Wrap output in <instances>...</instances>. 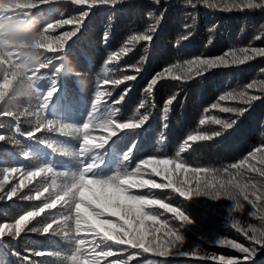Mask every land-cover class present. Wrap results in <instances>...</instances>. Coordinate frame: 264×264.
Returning a JSON list of instances; mask_svg holds the SVG:
<instances>
[{"label": "trees", "instance_id": "trees-1", "mask_svg": "<svg viewBox=\"0 0 264 264\" xmlns=\"http://www.w3.org/2000/svg\"><path fill=\"white\" fill-rule=\"evenodd\" d=\"M5 2L0 0V5ZM11 2L17 8L25 0ZM247 2L208 0V3L219 5L209 8L205 0H117L115 5L89 8L88 5H73L71 0H48L36 9L28 10L29 18L40 32L48 23L55 24L60 19L79 17L83 12H86V17L64 50L56 53L41 50V59L48 64L47 68L40 69L37 75L35 70L26 73L33 80L35 89L39 90L37 94L31 98L10 96L0 102V112L11 110L17 113V117L0 116V136L5 137L0 140V169L20 167L28 171L49 167L58 182L68 183L87 165H92L88 175L106 178L133 171L144 159L167 158L183 162L189 169H208L198 175L215 184L216 190L221 193L217 200L210 196H195L194 180L190 185H184L185 190H192L191 198L181 197L173 189H132V194L159 199L185 213L190 223L181 227V221L176 220L174 214L158 206L146 209L166 221L168 228L175 229L182 236V244L176 243L169 248L168 256H160L173 261L145 259L141 249L121 251L127 246L112 245L114 257H102L100 264H104V260L111 264L115 256L127 260L129 254L133 259L128 264H216L207 258L212 255L243 259L244 254L216 244L219 239L254 247L255 255L245 264H264V248L253 244L232 227V223L237 222L245 230L250 227L264 229V202H255L257 195L264 200V177L259 173L249 177L251 171L247 168L231 167L257 147H264V56L254 55L251 51L264 49V8L242 7ZM251 2L258 4L261 0ZM16 14L23 16L26 13L16 12L11 4L3 12V15ZM73 27L64 25L54 31L49 30L45 35L60 36L63 32L72 31ZM149 27L155 29L150 33L152 41L130 42L131 36L144 34ZM40 46L43 47L41 42ZM125 48L128 51H122ZM241 49H247L249 55L243 64L219 66L198 77L192 75L188 80L180 81L165 73L151 91L148 89L151 79L166 68L172 69V75H183L186 60L215 58L226 52L242 56ZM5 53H19L10 58L16 60L20 69L23 61L20 50L10 45ZM114 54L117 58L110 59ZM173 65L179 67L174 68ZM57 69L60 71L57 72ZM125 76L135 79L124 80ZM2 78L3 72H0V80ZM104 79L110 83L104 85ZM113 80H120L121 83L114 85L111 83ZM249 84L253 85L251 89ZM53 89L40 118L54 121L57 127L79 128L89 122L98 89L111 93L101 99L97 108L100 117L114 112L113 119L118 122L148 118L138 128L116 130L117 134L110 137L104 146L81 155V138L78 135H62L59 131L49 132L46 129L31 137L25 135L35 127V113L43 95ZM241 91L259 98L249 103H243L238 98L220 100L221 96L229 93L238 96ZM0 99L3 97L0 96ZM169 100H173L171 105L167 104ZM214 104L219 107L213 108ZM223 107L238 111L225 113L220 110ZM202 119L206 121L203 125L199 123ZM216 119L236 123L225 129L223 124L213 122ZM197 134H206L210 139L185 144L189 135ZM92 135L106 136L107 133L97 128ZM181 145H184L183 152ZM178 152L179 157L176 155ZM257 167L264 168V165L257 164ZM140 173L144 179L167 183L143 165ZM180 179H183L182 175ZM229 181L242 186L255 183V190L247 189L248 199L251 198L254 204L242 207L243 196L237 195L235 200H231L223 195L220 184ZM12 183H18V179L10 180L5 188L10 190ZM40 186L33 182L12 199L0 192V224L14 223L19 215L40 206L43 198L40 201L25 199L34 195L35 189ZM65 211L59 206L46 210L41 217L31 221L28 230L19 237L8 234L0 237V264H27L23 259L25 256L32 264H71L69 257L77 246L75 237L60 231L42 233L40 230L45 222ZM32 227L37 230L32 231ZM248 234L251 235V232ZM79 235L88 238L84 248H89L91 234L82 232ZM160 235L163 236V233ZM177 249L195 252L196 255L180 256ZM38 251L47 255L37 257L35 253ZM252 257L261 261L252 262Z\"/></svg>", "mask_w": 264, "mask_h": 264}, {"label": "snow or ice", "instance_id": "snow-or-ice-1", "mask_svg": "<svg viewBox=\"0 0 264 264\" xmlns=\"http://www.w3.org/2000/svg\"><path fill=\"white\" fill-rule=\"evenodd\" d=\"M48 0H25L20 7L14 10L21 14H27L29 11L36 9L42 3H47ZM73 5H88L89 8H93L97 5H115L117 0H71ZM207 7H219L208 3L205 0ZM227 7V5H225ZM242 7L247 8H264V0L260 3L254 4L251 0ZM86 12H83L79 17L60 19L53 23H48L45 29L42 31L43 37L41 39L42 49L50 53H56L58 50H64L66 43L72 38L80 29V26L84 22ZM64 25H73L72 31L63 32L62 35L52 37L45 35L49 30H55L56 28ZM155 29L149 27V29L141 35H133L130 37V42L137 41H152L153 33ZM122 51H128L127 48ZM254 55L264 56V49H252ZM242 56L236 52L225 53L224 55L215 58H201L186 60L184 63L183 75H172V69L166 68L164 71L157 73L151 79V83L148 86L149 91L152 90L154 85H157L158 79L163 77L165 73H168L173 80H188L192 75L200 76L209 69H214L219 66H228L243 64L249 59L248 50L241 49ZM19 53H5L0 52V72H3V78L0 80V102L5 101V98H9L12 93V89L19 76V68L15 59L10 58L18 56ZM114 54L110 59H116ZM50 63V62H49ZM48 64L41 66L35 70L37 72L40 69H45ZM173 67H179L173 65ZM57 72L60 69L56 70ZM35 77V76H33ZM133 76H125L124 80H133ZM104 85H108L110 81L104 79L102 81ZM114 85H119L120 80L111 81ZM252 84L248 85L251 89ZM53 90L48 91L43 95L42 101L38 105L37 121L33 131L25 133L27 136H34L35 133H39L42 129L46 131H59L62 135H78L81 138L80 153L89 152L92 149H99L104 146L110 137L117 134L116 130L135 129L140 127L146 120L147 116L142 117L138 121L118 122L113 119L114 112H109L107 115L100 117L97 112V108L100 106L102 97L111 95L110 92H103L99 89L96 91L92 114H90L89 122H86L79 128H70L68 126H56V123L52 120L41 119V114L44 112L49 98L53 94ZM239 99L243 103H249L259 97L249 96L247 92L241 91L237 95L229 93L227 96H221L220 100H236ZM123 100V97H121ZM173 100L167 102L171 105ZM213 108L219 107V105H213ZM225 113H235L238 110L231 107H223L220 109ZM167 111V105L165 106ZM26 113H20L19 115H25ZM2 117H17V113L11 110H5L0 112ZM205 120H200V124H205ZM217 125L223 124L225 129L231 128L233 124H229L225 121L216 119L213 121ZM101 129L107 133L106 136H94L93 130ZM219 136L220 133H215ZM5 139L4 136H0V140ZM210 137L206 134L189 135L187 137L188 142L206 141ZM184 150V145H181V152ZM177 157L180 156L178 152ZM127 159V155H125ZM255 161V163H253ZM257 164L264 165V147H257L254 151H251L247 156L240 160L238 164H232L233 169L247 168L251 172H258L260 176L264 177V168L257 167ZM141 165L151 169V173L156 177H161L167 181V183H157L153 179H144L140 173ZM92 170V165H87L79 173L78 176H74L70 182L62 183L56 179V174L49 167H39L33 170L25 171L20 167H6L0 169V192L3 193L8 199L16 197L17 194L28 185L33 182L39 183L41 186L35 189L34 195L26 196L25 199L40 201L43 198V202L40 206L35 207L33 210H29L19 215L15 219L14 223L0 224V237L4 235H12L19 237L22 233L28 230V226L31 221L37 217H41L46 213V210L57 209L58 206L61 209H65L59 217L53 216L50 222H45L40 229L42 233H49L50 231H60L65 234H71L75 237L77 246L69 259L71 264H100L102 257H114L112 245L127 246V248L121 251H127L130 249H142L144 253H154L157 256H168L169 248H172L176 243L182 244V236L172 228H168L167 222L158 219L157 215L150 214L146 209L151 206H158L160 209L165 210L168 213L174 214L176 220L181 221V227L184 223H190L189 218L179 208L171 206L169 203H164L159 199L149 198L145 194H132V189H173L179 193L181 197L191 198L192 190H185V184H191L194 180L196 188L194 191L195 196H210L211 199L217 200L220 198V192L216 190L215 184H210L206 179L200 177L198 174L201 172H207L208 169L191 168L189 169L183 162H177L173 159H144L133 171H124L123 173H117L115 175L106 178H97L88 175ZM183 179H180V176ZM12 179H18V183H12L10 190L5 188V185ZM256 189L255 183H249L245 185L234 184L232 181L228 183H221L220 189L223 190V195L227 196L231 200H235L237 195H241L245 200H248L247 189ZM238 190V191H237ZM253 194H256L253 192ZM257 199H261L257 195ZM254 204V201H249ZM115 218V219H111ZM55 226V227H54ZM232 227L238 232L243 233L245 237L253 244L261 245L264 248V229L257 230L255 228H249L247 230L240 228L237 222L232 223ZM32 231H36L35 227L31 228ZM249 231L251 235H249ZM85 232L91 234L90 247L85 249V243L88 242L87 237H82L79 234ZM163 233V236L160 234ZM109 242H112L111 244ZM216 244L226 246L230 249H235L237 252L244 254L243 259L236 257H226L224 255H212L207 257L216 262V264H245V261H249L251 256H254L256 249L254 247L245 246L243 243L235 242L232 240L219 239ZM177 254L180 256H195V252L183 251L177 249ZM47 255L43 251H38L35 256L42 257ZM203 258V257H198ZM27 264H32V261L28 256L23 257ZM133 259L131 254L128 255L127 260L115 256L111 264H128ZM104 264H109L108 260H104Z\"/></svg>", "mask_w": 264, "mask_h": 264}, {"label": "clouds", "instance_id": "clouds-1", "mask_svg": "<svg viewBox=\"0 0 264 264\" xmlns=\"http://www.w3.org/2000/svg\"><path fill=\"white\" fill-rule=\"evenodd\" d=\"M9 4L13 9L16 8V4L11 0H6L3 5H0V52H6L10 45L20 50L23 56L22 66L19 69L20 79L16 81L11 96L31 98L38 93V90L35 89L33 80L26 73L46 64L41 59L43 52L40 42L43 33L36 30L27 14L3 15ZM33 74H35L34 71Z\"/></svg>", "mask_w": 264, "mask_h": 264}, {"label": "rangeland", "instance_id": "rangeland-1", "mask_svg": "<svg viewBox=\"0 0 264 264\" xmlns=\"http://www.w3.org/2000/svg\"><path fill=\"white\" fill-rule=\"evenodd\" d=\"M258 172H249V177L251 176V177H253L254 175H256ZM238 191V190H237ZM238 199H240V197L238 198ZM237 199V200H238ZM249 201H253L251 198H249L248 200H245V199H241V206L242 207H248L251 203L249 202ZM255 202L256 203H258V204H260V203H263L264 202V200H262V199H255ZM248 221H250V217H249V219H248ZM150 254V258L152 259V260H155V261H158V260H165V258H161L160 256H157V255H155L154 253H149ZM160 258V259H159ZM168 260V259H167ZM251 261L252 262H260L261 260H259V259H257V258H255V257H252L251 258ZM212 264H214V263H212Z\"/></svg>", "mask_w": 264, "mask_h": 264}]
</instances>
